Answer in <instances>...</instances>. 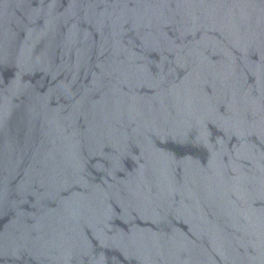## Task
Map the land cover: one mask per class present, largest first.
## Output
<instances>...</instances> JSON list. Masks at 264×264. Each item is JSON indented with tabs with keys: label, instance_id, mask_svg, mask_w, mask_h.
<instances>
[{
	"label": "water",
	"instance_id": "obj_1",
	"mask_svg": "<svg viewBox=\"0 0 264 264\" xmlns=\"http://www.w3.org/2000/svg\"><path fill=\"white\" fill-rule=\"evenodd\" d=\"M0 264H264V0H0Z\"/></svg>",
	"mask_w": 264,
	"mask_h": 264
}]
</instances>
